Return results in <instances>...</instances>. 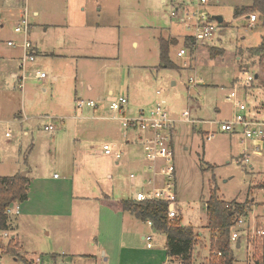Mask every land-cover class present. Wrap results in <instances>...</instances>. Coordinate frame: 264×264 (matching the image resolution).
<instances>
[{
  "label": "rangeland",
  "instance_id": "1",
  "mask_svg": "<svg viewBox=\"0 0 264 264\" xmlns=\"http://www.w3.org/2000/svg\"><path fill=\"white\" fill-rule=\"evenodd\" d=\"M13 1L0 0V4L8 8ZM19 1L22 16L26 12L29 23L41 27L36 29L39 35L45 27L43 22L56 20L54 15L66 17L67 22L75 27L86 15L93 21L103 22L118 14L121 15V35L119 39L117 35L114 38L116 32L106 29L105 33L102 32L107 36L106 46H101L98 51L92 48L77 51L82 55L99 52L108 61L105 68L96 60L81 63L78 82L75 77L64 80V76L53 70L47 60L41 63L39 56L34 62L27 63V70L34 67L57 74L60 77L58 82L27 79L21 89L8 73H0V176L28 172V176L47 179L55 175L64 179L73 177L76 191L83 193L88 201L100 197L102 191L113 195L116 200L131 198L137 190L130 187L129 176L135 173V162L141 159V146L125 145L120 160L105 155L102 151L104 143L122 142L124 130L117 120L92 118L97 115L88 112L93 111L92 108L77 109L75 85L80 87L82 98L99 101V107L105 106L109 115L113 113L108 107V93L89 92L86 87L89 81L95 85L97 82L110 84L115 88L114 95H127L135 107L148 108L150 100L156 103L164 100L171 116L182 119L174 132L181 224H200L196 229H208L205 233L208 240L211 230L207 226L205 203L211 191L216 189L220 199L229 204L245 205L248 213L245 226L249 229L248 239L243 235L239 248L236 242L232 243L234 264H255L262 241L253 233V227L255 225L257 229L264 221V143L259 153L251 155V167L241 162V154L247 145L240 133L221 132L217 124L208 122L183 121L185 111H189L194 120L231 118L232 104L226 97L233 90L244 97L240 87L245 79L244 70L255 77L246 103L255 106L264 101V58L252 56L249 52L263 39L264 23L258 13V20L252 26H249L247 14L234 16L237 7L249 5L252 0H207L206 3L200 0ZM173 7H179L177 16L171 14ZM34 10H40L39 17L33 14ZM199 13L208 14L214 20L215 16H222L224 21L215 22L212 40L200 36L198 40L195 38L196 45L192 41L186 44V38L196 33ZM1 16L5 27L0 30V38L7 39L11 29L19 35L14 28L21 23L22 16L18 22L6 10ZM52 29L55 40L57 28ZM169 36L177 40L169 49L174 68L163 66L160 59L159 40ZM39 38L43 40L42 35ZM213 46L222 49L224 54L211 58L210 48ZM7 48L6 41L0 40V51ZM181 49L186 52L184 56H178ZM114 56H119V61ZM53 94L56 98L61 97V104L54 100ZM19 115H22L21 119ZM99 121L109 123L114 136L95 133L93 127ZM50 123L55 126L54 132L45 128ZM209 130L215 131L210 140L206 136ZM7 132L10 136H6ZM253 199L258 203L257 207L248 206ZM90 205L89 202L91 208ZM49 220L52 219L42 216L21 217L24 248L22 252L18 246V253L33 264H91L84 256L72 253L66 237L71 233L76 240L90 238L93 235L92 221L85 228L70 232L68 228L55 230L49 227L46 223ZM146 234H151V230ZM155 238L154 249L163 251L165 236L157 233ZM9 243V239L0 238V264H25L7 252ZM208 252V247L199 245L193 255L200 263Z\"/></svg>",
  "mask_w": 264,
  "mask_h": 264
},
{
  "label": "crops",
  "instance_id": "2",
  "mask_svg": "<svg viewBox=\"0 0 264 264\" xmlns=\"http://www.w3.org/2000/svg\"><path fill=\"white\" fill-rule=\"evenodd\" d=\"M19 6V0H14L8 8L3 5L1 6L0 4V30L4 29L5 27L3 18L1 16L3 11L6 10V13L8 11L9 15L13 19H16L15 21L18 22V20L22 16V12ZM33 14L39 17L40 10H34ZM49 17L51 18V16ZM53 18L56 19L53 22H43L45 27L42 28L40 34L43 36V40H40V35L36 32V29H40L41 27H36L31 24L32 27L28 38L34 45L36 53L42 60L41 63L47 60L53 70L59 71L64 76V80L66 79L70 81L73 77H75L77 82L79 79V66L81 63L88 60H91V62L96 60L102 64V68L108 66L107 58H104V56H100L101 53L99 52L97 54L82 55L77 51H85L84 49L87 48H92L98 51L101 46L107 43V36L104 35L106 29H113L116 32L114 34V38H116L117 35L119 39L121 35L120 14H118L117 17H107L103 22H101V20L93 21L92 19H90L89 15H86L83 22H81L79 26L75 27L70 22H67L66 17L60 18L57 16L55 17L54 15ZM52 28H57V31H59H56L54 34L55 40H53L52 38ZM9 35L10 36L7 39L0 38L1 41H6L8 46L7 50L0 51V73H3L2 75L8 73L10 77L14 78V75L19 73L22 49L20 47H13L8 45V41L21 42L25 38V36L20 33L19 35H15L13 33V29L10 30ZM169 37L173 38L172 36ZM196 42L197 41L195 40L193 43H195L196 45ZM45 45H47V48H44ZM114 58L116 61H119L120 59L119 56H114ZM116 65L117 67L119 66L118 64ZM87 66L88 64L84 65V72ZM54 75L58 77V80L60 79L57 74ZM86 87L89 92H105L108 93L109 96L115 94V88L110 84L101 85L97 82L95 85L89 81ZM72 91L73 89H71V92ZM79 91L80 87L78 88V85H75V100L77 97L82 96ZM67 96L68 94L65 95L64 98ZM52 97L57 103H62L61 97L56 98L54 94L52 95ZM155 103V100H150L147 105L152 106ZM130 105L132 107H135V105L131 102ZM106 110L107 108L105 106H101L99 108L93 109V111L89 110L88 112L92 113V115L97 114L92 117L94 119L112 120L108 118L110 115L106 113ZM18 117L19 119H21L22 115H19ZM93 131L95 133L108 134L109 136H114L115 134L111 133L112 127L110 126V124L103 121L97 122V124L93 127ZM137 144L138 143L128 145ZM100 153L102 152L100 151ZM142 170L143 161L141 151V159L139 160V162H135L133 172L140 175ZM26 173V175L28 176V172ZM15 174L7 176H13ZM28 177V199L24 202L18 203L19 214L11 218L12 224L14 225V231L17 234L16 240L19 244V250H21L22 252L24 245L22 241V221L20 223L21 217L28 218L34 216H42L46 219H52L46 222L49 224V227L51 226L55 230L58 228H68L67 231L70 232H73L75 229L77 230L80 227L85 228V226H88L86 224L89 221H92L91 229L93 231V235L90 238L82 241H80L79 239L76 240L75 238H72L71 233H69V236L66 237L68 248L72 249V253L74 255L84 256L91 261V264H185L182 262V260L177 258L173 259L167 255V236L165 233L156 231L149 223V221H142L136 218L130 212L122 210L119 207L120 200H116L113 195L102 191L100 197L88 201L83 193H79L76 191L73 177L65 179L55 176L52 179L40 178L38 176ZM129 180L130 187L134 188L133 190H138L141 187L140 180L133 182L131 181L130 177ZM114 193L115 191L113 190L112 194ZM89 202L91 204V208L88 207ZM112 204H115V207H113ZM257 204L258 203H255V200L253 199V201L248 204V206L257 207ZM191 225L195 228L201 226L200 224ZM148 230H151V234H146L148 233ZM207 230L208 229L205 228L198 230L199 236L194 243L193 250L195 249V247L200 245L201 248L208 247L209 254L208 256H205V258H202L200 263H198L197 258H194L193 255V262L191 264L209 263V256L211 252V234L208 237V243V240L205 236ZM50 231L51 229L48 230L47 233L49 234ZM155 232L161 233L165 236L163 251L154 249L156 247L155 234H157ZM147 235L152 236L151 247H148L147 242L144 240V236Z\"/></svg>",
  "mask_w": 264,
  "mask_h": 264
},
{
  "label": "built area",
  "instance_id": "3",
  "mask_svg": "<svg viewBox=\"0 0 264 264\" xmlns=\"http://www.w3.org/2000/svg\"><path fill=\"white\" fill-rule=\"evenodd\" d=\"M201 3H206L207 0H200ZM179 7L172 8V15L177 16ZM250 21L249 26L257 22L258 16L251 13L248 16ZM215 20L208 14H197L196 33L194 39L203 37L207 40H212L215 34ZM31 24L27 19V14L24 12L21 23L15 27V31L23 33L25 38L21 42L8 41V45L20 47L22 49L21 63L19 73L14 75L21 88L24 87V82L27 79H37L45 81H57L58 77L39 68H31L27 70V63L34 62L38 58L35 47L29 40L28 36L31 31ZM186 54L184 49L178 52V56ZM245 79L241 82L240 87L244 92V97H240L236 90L231 91L226 99L232 104V116L223 121H202L191 118L189 111L183 113L186 122H208L217 124L219 130L224 133H240L244 144L243 153L241 154L244 164H251V155L261 151V144L264 143V101L259 104L250 105L246 103V98L250 95L249 91L252 87L255 77L244 70ZM192 81V80H191ZM158 94L160 92L158 91ZM109 110L113 113L108 118L117 120L121 123V128L124 130L125 138L122 142H107L103 145V153L111 156L116 160H120L124 156L123 147L128 144L138 143L141 146L143 170L141 174L131 173V181H141L140 188L135 192L132 199L136 202L148 201H164L167 204V215L171 221L180 220L181 209L179 205L177 193V169L175 156L174 132L178 120L170 115L165 108V101L162 100L156 104L145 107H132L127 95H110L107 99ZM100 102L93 99H84L81 96L75 100L77 109L84 108H99ZM63 121V120H61ZM50 132H54L55 126L53 123L45 127ZM215 131H207V139L213 138ZM6 136H10L7 132ZM56 177V175H55ZM8 219V228L0 230V238H6L10 241L17 238L14 231V225L11 218L19 214V204H11L5 211ZM248 213L237 215L233 225L231 226V243H238L245 235L246 239L249 236V229L246 226ZM152 225V223L149 221ZM256 237L264 238V221L261 226L255 229ZM147 246H152V236H144ZM17 242V241H16ZM262 243V242H261ZM240 247V246H239Z\"/></svg>",
  "mask_w": 264,
  "mask_h": 264
},
{
  "label": "trees",
  "instance_id": "4",
  "mask_svg": "<svg viewBox=\"0 0 264 264\" xmlns=\"http://www.w3.org/2000/svg\"><path fill=\"white\" fill-rule=\"evenodd\" d=\"M258 13L259 18L264 21V0H252L251 4L237 7L235 17L240 15ZM1 26V17H0ZM195 41L194 37H187L186 44ZM175 38L161 37L160 59L165 67L174 68L175 64L170 60L169 49L175 44ZM250 55L264 58V37L259 45L249 49ZM224 54L218 47L210 48V57L215 58ZM29 177L16 173L13 176H0V230L8 228L6 209L14 203H21L28 199ZM115 207V204H112ZM119 207L133 214L142 221H150L156 231L163 232L167 236L166 251L170 258L182 260L185 264H191L193 260L194 243L199 232L192 225H182L180 220L171 221L167 215V204L164 201L136 202L132 198L119 201ZM208 214V228L211 230V252L208 264H234L231 237V226L237 215L246 214L245 205L229 204L217 195L216 189L211 191L205 203ZM11 240L7 252L22 259L25 264H33L23 255L18 253V242ZM260 254L255 259V264H264V238L260 247Z\"/></svg>",
  "mask_w": 264,
  "mask_h": 264
},
{
  "label": "water",
  "instance_id": "5",
  "mask_svg": "<svg viewBox=\"0 0 264 264\" xmlns=\"http://www.w3.org/2000/svg\"><path fill=\"white\" fill-rule=\"evenodd\" d=\"M214 18H215V21L218 22V23H222L223 22V17L222 16H215ZM26 174H27L26 172H22V175H26ZM238 246H240V242L239 241H238ZM256 264H259V263H256Z\"/></svg>",
  "mask_w": 264,
  "mask_h": 264
}]
</instances>
